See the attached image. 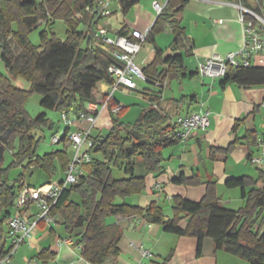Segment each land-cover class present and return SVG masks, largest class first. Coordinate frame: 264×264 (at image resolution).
<instances>
[{
  "label": "trees",
  "instance_id": "16d2710c",
  "mask_svg": "<svg viewBox=\"0 0 264 264\" xmlns=\"http://www.w3.org/2000/svg\"><path fill=\"white\" fill-rule=\"evenodd\" d=\"M100 1L0 0V62L8 72V75L0 73V261L12 249H6L5 241L8 235L10 237L9 221L15 215L21 192L51 185L52 177L57 173L56 162H60L65 172L71 163L67 154L61 151L38 155L43 136L37 133L45 127H53L46 112L59 111L61 115L73 114L79 119L90 114L89 104H96L98 85L114 84L108 69L118 61L110 48L97 37L102 28L99 22L106 18L101 15ZM117 1L123 16H127L142 0ZM255 1L254 7L249 0H243L242 4L264 17V0ZM188 2L169 0L145 41L153 46L155 54L142 72L148 84L155 89L135 91L143 94L152 106L142 111L132 123H127L123 121L126 108L120 107L112 97H105V109L111 119L110 132L105 137L90 135L92 146L86 152L91 161L82 166L83 174L78 183L66 187L50 210L52 217L62 219L67 234L73 235L76 230H81L74 237L73 246L84 260L93 264H105L119 256L122 232L117 226L107 224L109 216H138L149 224L160 226L167 234L195 238L197 257L202 255L204 240L210 239L215 251L223 250L248 264H264V187H257L258 183H264L262 171L258 172L256 179L244 176L225 182V188L239 189L241 198L245 200L244 207L238 210H230L220 204L215 183H208L205 197L200 202L174 197L172 218L165 217L163 209L156 203L140 208L116 202L117 198L141 194L146 188V176L162 175L165 172L163 152L181 143L172 115L163 113L160 103L165 82L181 81L187 76L184 59L177 54L165 57V51L157 46L155 37L172 33L175 39L170 49L173 52L178 50L184 35L178 15ZM41 18L45 20L46 28L40 33L41 44L35 46L30 42L29 34L40 27ZM58 21L65 25V41L51 31ZM81 24L86 26V30H80ZM128 35L126 28L118 32V36ZM10 40L21 50L25 60L23 65L13 59ZM16 77L29 81L31 89L25 91L13 85L11 79ZM4 82L8 84L2 88ZM228 83L245 89L264 87V66L230 67L221 85L224 87ZM32 94L42 97L40 106L44 111L36 118L31 117L25 108ZM119 107V111L114 113L113 110ZM68 131L65 126L59 143L67 140ZM243 140L249 147L258 145L255 131L248 132ZM15 141L18 150L10 166L4 168L5 154L13 148ZM239 141L237 139L231 144L226 152H232ZM251 157L252 153L248 155L249 161ZM11 168H21L30 174L40 171L49 180L30 188L26 186L24 174H20L10 182L7 173ZM116 170L124 176L115 178ZM139 170L144 174L140 175ZM199 181L198 175L191 178L181 175L172 183L198 185ZM41 223L44 222H38ZM37 259L47 264L54 261L55 255L44 250Z\"/></svg>",
  "mask_w": 264,
  "mask_h": 264
},
{
  "label": "crops",
  "instance_id": "0c3cea01",
  "mask_svg": "<svg viewBox=\"0 0 264 264\" xmlns=\"http://www.w3.org/2000/svg\"><path fill=\"white\" fill-rule=\"evenodd\" d=\"M154 1L151 0L150 3L144 5H141V1L130 10L129 16L127 15L128 19H125L120 27L114 29V31L111 27L102 28L108 31V35L109 32H113L116 36L122 28H126L129 32V38H131V33L134 30L146 32L152 28L157 18L152 7ZM242 1L189 0L184 10L178 15L184 30L178 50L173 52L170 49L172 43L163 49L157 45L165 51V57L175 54L181 55L184 59L187 75L179 81V98L175 95L165 98L162 95L161 111L171 114L176 119L179 116H187L190 113L205 110L209 112L210 128L206 132L193 133L186 143H180L167 149L168 156L165 157L163 154L165 172L159 177L146 176L145 190L140 195L131 198L130 201L124 199L120 203L140 208H146L151 203L160 206L159 202L162 196L171 200L174 197H181L193 202H200L205 197L208 183H215L220 204L224 207L225 203L219 194V188L225 187L224 184L227 180L244 176L256 179L259 171L264 172V165H256L251 161L253 158L259 157L263 151L259 140L264 139V87L256 86L245 89L232 83L222 87L223 79H211L202 77L199 74L200 63L213 56L226 57L241 50L243 29L239 22L241 10L238 6ZM249 3L253 7L256 6L255 0H249ZM157 36L155 39H157ZM154 54V49L149 50L148 54L139 63L141 67H137L142 71L152 62ZM147 59L150 60L149 63H146ZM111 88L112 86L104 83H100L97 87L95 105L99 112L96 125L92 130L95 128L102 129L103 125H111L108 110L102 109L105 97H112L120 107H123L116 98L115 93L111 94ZM118 89L134 92L137 87L134 90L123 87ZM144 89L154 90L155 88L146 83V86L139 91ZM139 95L148 104L142 111L149 109L152 104L143 94ZM105 113L108 118L103 117ZM128 113L129 111L126 115ZM79 126L87 128L84 123L79 124ZM251 131H255L258 137V145L253 147H249L243 140L246 134ZM99 134L101 133L99 132ZM237 139L240 140V143L237 144L236 148L230 153L226 152ZM250 153H252V157L249 161L248 155ZM69 160L71 159L69 158ZM249 165L256 166L257 172L253 173L249 170ZM139 174L143 175L144 173L140 171ZM181 175L186 178L198 175L200 181L198 185H176L172 183L173 179ZM52 184L54 183L52 182ZM35 187H38V185L30 186V188ZM257 187L263 188L264 183H258ZM240 199L243 201L242 207H244L245 200L241 198V194ZM40 213V209L34 204L25 208H19L17 205L13 218L23 216L34 224L37 222ZM165 217H167L166 214ZM111 222L112 220L107 224L117 226L122 232V237L118 245L119 256L109 260L106 264H139L141 260L140 253L132 245L151 246L153 258L149 261V264H220L221 257H225L222 255L227 253L223 250L215 251L213 242L210 239H205L202 255L197 257V240L175 235L173 236L177 238H172L173 244L168 249L169 251L160 250L157 246L153 247L151 244L154 238H164L163 233L165 232L160 226L149 224L138 216H115L114 223ZM62 223V219L58 216L54 218V223L51 225L38 224L37 222L31 230V238L22 243L17 252L11 257V264H43V261L37 259V256L44 250H49L51 254L55 255L54 261H49L47 264H85L86 260L80 256L79 250L74 248V243L62 247L57 246L58 241L67 240L70 237H72V242H75L74 237L81 232V230H76L73 235H69ZM7 242H10V244L7 245ZM11 244L8 235L5 241L6 249L11 248ZM169 256L171 257L166 261ZM234 259L240 258H226L228 261L225 263L248 264L246 261L243 262L242 259ZM143 261L141 260V262ZM0 264H2L1 261Z\"/></svg>",
  "mask_w": 264,
  "mask_h": 264
},
{
  "label": "built area",
  "instance_id": "2783aa9c",
  "mask_svg": "<svg viewBox=\"0 0 264 264\" xmlns=\"http://www.w3.org/2000/svg\"><path fill=\"white\" fill-rule=\"evenodd\" d=\"M169 0H155L152 7L157 16L165 9ZM240 1V0H239ZM101 15L108 17L112 14L110 8V0H101ZM238 8L241 10L239 22L243 29V45L239 52L231 53L226 57L213 56L205 62L199 64V74L202 77L211 79H223L230 67H262L264 66V17L247 8L242 3ZM151 29L146 32L137 30L132 31L131 38L118 36L116 39L108 35L105 28H100L97 37L100 38L106 47H109L113 56L118 61V64L111 65L108 72L114 80L111 94L119 87L129 90H134L137 87L136 81H144L148 83L143 72L135 65L134 59L140 52L142 45L145 44L147 36ZM158 85V84H157ZM107 107V102L102 104V109ZM90 114L84 115L81 118L75 117L73 114L63 113L61 120L69 129L74 125L79 131L69 136V142L76 151L75 158L66 170V179L62 183H54L42 189L31 191L24 189L18 199L17 205L19 208L28 207L31 204L36 205L41 213L37 222L43 221L47 225L54 223V217L50 215V210L56 204L62 191L69 185L78 183L80 176L83 174L82 166L91 161V156L85 151L81 155L84 146L90 148L92 141L90 139L91 131L96 125L98 108L95 104H89L87 107ZM119 108L113 110L114 113L119 111ZM84 123L87 128H82L79 124ZM177 137L181 143H186L191 135L196 132H206L210 128L209 112L200 110L193 112L187 116H179L173 122ZM64 134V132L62 133ZM68 135V134H67ZM60 138L54 136L53 143H59ZM259 143L263 149L259 157L253 158L251 161L256 165H264V139H260ZM30 223L23 216H16L9 221L11 251L10 254L1 260L2 264H11V257L17 252L19 246L26 240L31 238V230L37 224ZM71 239L60 240L57 243L58 247L63 245H71ZM140 253L141 260L151 261L153 254L143 245H132ZM139 261V264H144ZM85 264H93L86 261ZM106 264V263H105Z\"/></svg>",
  "mask_w": 264,
  "mask_h": 264
},
{
  "label": "rangeland",
  "instance_id": "374dc122",
  "mask_svg": "<svg viewBox=\"0 0 264 264\" xmlns=\"http://www.w3.org/2000/svg\"><path fill=\"white\" fill-rule=\"evenodd\" d=\"M37 1H39V0H37ZM150 2H151V0H142L141 5H144V4L150 3ZM110 8H111L110 10H111L112 14L106 18H103L99 22V25H100V27H106V28L111 27L112 30L114 31V29H117L118 27H120L121 23L125 19H128L129 15L123 16V14L121 13V11L119 9V5H118L116 0H110ZM132 12H133V10H132ZM40 14H41V12L39 13V15ZM44 22H45V20L41 18L40 19V24H41L40 27L37 28L36 30H33L29 34V40L35 46H39L41 44L40 33H41V31H43L46 28L44 26ZM80 30H82V31L86 30V26L84 24H81ZM51 31L53 33H55V35L58 39L63 40V41H65L67 39L66 28H65V25L62 21L56 22L52 26ZM109 36L113 39L117 38V36L113 32H109ZM174 39H175V36L172 35V33L166 32V33H162V34L157 36L156 43L158 46H160L163 49V48L168 47L173 42ZM82 47H84V45ZM9 49H10V53L13 56V59L15 60V62L18 61L20 64L23 65L25 60L21 55L22 52L17 47L16 43L13 40L9 41ZM152 49H153V46L150 43L143 44L140 53L137 54V57L134 60L135 65L141 67L139 64L141 59H143V57H145L148 54L149 50H152ZM149 62H150V60L147 59L146 63H149ZM0 73L8 75L7 70L5 69L4 65L1 62H0ZM11 81H12L13 85H15L16 87H18L22 90L29 91L31 89V83L22 77L12 78ZM136 83H137V90H141L146 86V83L144 81H136ZM7 84H8V82H4V83H2L1 87L5 88ZM68 86H69V84H68ZM179 90H180L179 81L167 80L163 96L165 98H170L172 95H175V97L179 98L180 97ZM114 93H115L116 98L119 100L120 104L126 108V111H129V113L123 119V121H125L127 123H132L138 117V115L142 112V109H144L145 107L148 106V104L145 103V101H143L142 97L136 91L130 92L128 90L121 91L120 89H117V90H115ZM41 100H42V97H40L37 94H32L31 96L28 97L25 108L31 117L36 118L40 113H42L44 111L42 109V107L40 106ZM46 113L48 114L47 115L48 119L51 121L53 127L52 128L45 127L42 130V132L37 133L38 136H43V139L40 142L39 147H38V155L44 156V155L52 153V152L61 151V152L66 153L68 158H70L71 161H73V159L75 158V155H76V151L73 149L72 145L69 142V136H71L75 132L79 131V129L77 128L76 125H74L73 127H71L69 129L67 140L65 142H61L59 144H54L53 143V137L56 136V137L60 138L62 136V133L65 130V124L61 120V113L59 111H48ZM103 117L108 118V115L105 113V114H103ZM173 119H175V118L173 117ZM103 126L104 127L102 129L95 128L94 130H92L91 131V137L97 136L99 134V132L101 133L102 136H104V137L107 136L108 133L110 132L111 125L108 124V125H103ZM86 149H87L86 146H84L82 151H81V155L86 151ZM17 150H18V143H17V141H15L13 148H10L5 154L4 163H3L4 168H7L10 166V164L12 163V161L14 159V154L17 152ZM163 154L165 157H167L168 156V150L166 149L163 152ZM99 156L100 155H97L96 157L99 158ZM56 167H57V173L55 176L52 177L53 183H58V182L64 181L66 179V172L63 170L60 162H56ZM248 169L251 170L253 173L257 172L256 166H250L249 165ZM139 172H140V170H139ZM114 173H115V178H117V179L122 178L124 176L122 173H120L117 170L114 171ZM7 174H8V179L10 182H12L14 179H16L17 176H19L20 174H24L26 186L39 185V184H42V183L49 180L47 175L44 174L43 172L35 171L34 173L30 174L29 172L27 173V172L23 171L21 168H18V169L17 168H11V169H9ZM219 194L222 197L223 202L225 203L224 204L225 208L230 209V210H238L240 207L243 206V201L240 199L239 189H237V188L227 189L225 187H220L219 188ZM135 196H138V195H133V196L127 197V198H125V200L130 201L131 198H134ZM73 197H75V196L73 195ZM123 200L124 199H122V198H117L116 202L120 203ZM159 203H160V207L164 210V214H166L167 217L172 218L173 217V210H172L173 200L168 199L165 196H162ZM111 220H112L111 223H114L115 216L107 217L106 221H107V223H109V221H111ZM163 234H164L163 235L164 238H161V239H157V238L155 239L154 238L152 240L153 242L151 244L153 247L157 246L158 249H160V250L169 251L168 249L173 244V242L171 241L172 238H177V237H175L171 234H167V233H163ZM9 244H10V242H7V245H9ZM146 249L152 251L151 246L147 245ZM224 254L225 255H222V256H225V257L224 258L221 257L220 264H226L225 262L228 261V260H226V258H230V259L236 258V257H233V256L227 254V253H224ZM234 260H240V259H234ZM243 262H245V261H243ZM143 263L149 264V260H144ZM245 264H247V263H245Z\"/></svg>",
  "mask_w": 264,
  "mask_h": 264
},
{
  "label": "water",
  "instance_id": "95a60500",
  "mask_svg": "<svg viewBox=\"0 0 264 264\" xmlns=\"http://www.w3.org/2000/svg\"><path fill=\"white\" fill-rule=\"evenodd\" d=\"M158 17V16H157ZM157 19V18H156Z\"/></svg>",
  "mask_w": 264,
  "mask_h": 264
}]
</instances>
